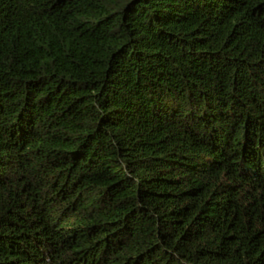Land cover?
Instances as JSON below:
<instances>
[{
	"label": "trees",
	"instance_id": "1",
	"mask_svg": "<svg viewBox=\"0 0 264 264\" xmlns=\"http://www.w3.org/2000/svg\"><path fill=\"white\" fill-rule=\"evenodd\" d=\"M0 264H264V0H0Z\"/></svg>",
	"mask_w": 264,
	"mask_h": 264
}]
</instances>
